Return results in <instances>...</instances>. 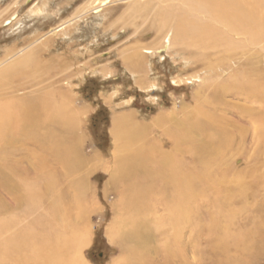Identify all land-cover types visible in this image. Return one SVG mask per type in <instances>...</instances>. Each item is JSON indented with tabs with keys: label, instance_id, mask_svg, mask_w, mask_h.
<instances>
[{
	"label": "bare ground",
	"instance_id": "1",
	"mask_svg": "<svg viewBox=\"0 0 264 264\" xmlns=\"http://www.w3.org/2000/svg\"><path fill=\"white\" fill-rule=\"evenodd\" d=\"M155 4H158L159 27L170 28L172 33L171 46L162 51L168 52L177 44L198 46L202 50L219 44L227 58L237 50L250 54L252 51L247 50L250 47H264L261 46L264 42V0H157ZM144 7L134 4L130 10L137 13ZM89 11L85 9V13ZM39 14L40 10H35L32 16ZM32 46L0 61V264H83L79 250L87 238L82 233L85 227L79 224L88 212L87 197L91 192L86 176L103 161L98 156H83L77 148L78 139L71 136L81 112H72L65 100L50 99V92L35 96L29 91L23 93L39 74V49ZM141 58L138 55L137 61L132 60L128 66L135 71L140 69L142 62L138 60ZM225 58L221 61L226 62ZM31 67L33 70L27 71ZM254 85L253 81L246 82L244 88L223 85V96H203L200 91L193 105L198 137L191 138L193 144L182 150L181 144L191 142L188 135L185 138L189 132L184 134L181 130L171 136V150L162 151L160 146L144 142L148 139V128L139 123L131 126L127 121V118L134 120L131 115L113 120L111 133L115 151L119 148L120 152H132L125 155L114 151V169L106 185L112 188L123 182L121 203L115 209L108 231L110 240L118 243L124 254L121 256L123 264H149L159 257L163 258L160 264H194L196 213L193 207L198 197L222 187V195H219L222 198L218 202L225 207L229 200L234 201V196L246 192L247 182L243 190L237 187L236 192L226 186L230 172L239 176L243 173L235 169L233 162L248 141L246 128L228 122L226 110L220 107L231 106L224 96L242 98V101L257 105L264 103V94L257 95ZM240 116L239 121L257 122L256 113L247 105L243 106ZM261 123L264 126V122ZM258 131L259 127L255 133ZM259 134L264 138V127ZM140 140L142 147L133 150ZM182 151L187 159H180L178 154ZM24 155H28L26 159L34 166L33 176L28 175L25 165L20 163ZM247 162L245 179L253 175V180L262 182L264 175L258 162ZM159 212L162 213L160 222L165 227L164 231L157 232L150 224L158 221L153 213ZM31 218L32 223L25 226ZM213 226L211 229L220 234L215 232L210 241L211 253L216 259L224 258L223 261L215 259L214 263L225 264L229 258V244L234 238L228 239L223 227L215 223ZM263 236L260 228L247 232L240 237V245L251 237L253 240L259 237L263 243ZM236 245L230 247L239 252L241 246ZM216 248L219 249L216 251Z\"/></svg>",
	"mask_w": 264,
	"mask_h": 264
},
{
	"label": "rangeland",
	"instance_id": "2",
	"mask_svg": "<svg viewBox=\"0 0 264 264\" xmlns=\"http://www.w3.org/2000/svg\"><path fill=\"white\" fill-rule=\"evenodd\" d=\"M156 1L0 0V61L11 58L28 46L37 47L39 74L23 93L33 92L35 96L50 92V99L65 100L72 112H81L78 126L71 131V136L78 139L77 148L83 156H98L103 161L86 176L91 192L87 197L90 203L88 212L79 224L85 227L82 233L87 238L79 250L83 264H123L124 254L119 244L113 243L108 235L121 203L123 184L117 183L112 188L106 186L114 169L115 147L111 130L115 118L123 120L131 115L134 120L127 118L131 126L139 123L148 128V139L142 138L144 142L156 144L162 151L171 150V136L181 130L184 134L189 132L185 138L188 135L191 142L181 144L182 150L193 144L191 138L198 137L195 130L198 121L194 117L193 105L200 91L203 96H223V85L244 88L246 82L253 81L257 95L264 94V47H250L247 49L252 51L250 54L237 50L235 55L227 58L219 44L210 45L204 50L198 46L177 44L168 52L162 51L171 46L172 33L169 32L170 28L163 30L159 27ZM92 4L94 8L99 7L98 10ZM134 4L146 7L136 13L130 10ZM85 9L90 11L85 13ZM35 10H40V14L32 16ZM261 46H264V42ZM137 54L142 57L141 61L138 60L142 63L140 69L135 71L128 63L137 61ZM223 58L226 62L221 61ZM30 70H33L32 67L27 68V71ZM214 92L216 94H212ZM224 98L231 103L230 108L220 107L226 110L227 121L245 127L248 140L245 138L247 142L233 162L235 169L243 173L239 176L236 172H230V181L226 186L234 192L237 187L243 190L244 182H247V187L243 195L234 196L236 200H229L225 207L218 202L222 198L219 197L222 187L214 189L212 193L206 191L204 197H198L193 207L196 213L194 264H215L216 258L209 245L214 233H220L211 229L214 223L226 230L228 239L233 236L230 246H241L239 252L228 247L229 258L225 264H264V242L259 241L261 238L255 237L253 240L251 237L245 242L243 240V247L240 245V237L247 232L259 228L264 231V180L257 182L251 178L253 175H248L246 179L244 176L245 169H248L246 161L258 162L264 175V138H260L259 134L261 127H264L261 123L264 122V103L257 105L256 102H245V98V101L242 98ZM244 105L253 109L257 122L239 121ZM94 118L102 122L101 127L107 136L102 149L97 146L92 133ZM257 127L258 134L255 133ZM139 147H142L141 140L134 144L133 150ZM116 153L126 155L132 152H120L118 148ZM184 153L178 154L180 159L186 158ZM24 156L20 158V163L25 165V172L33 176L34 166L26 159L28 155ZM239 156L244 159H239ZM1 197L7 201L5 195L1 194ZM155 215L158 221L150 224V227L157 232L164 231L165 225L160 222L162 213H153V218ZM31 223L32 218L25 226ZM220 259L223 261L224 258L218 257L216 260ZM156 262L162 263L163 258L159 257L149 264Z\"/></svg>",
	"mask_w": 264,
	"mask_h": 264
},
{
	"label": "trees",
	"instance_id": "3",
	"mask_svg": "<svg viewBox=\"0 0 264 264\" xmlns=\"http://www.w3.org/2000/svg\"><path fill=\"white\" fill-rule=\"evenodd\" d=\"M92 124V133L94 135V140L97 142V146L102 149L104 145V141L107 140L106 133L101 127V121H99L97 118H94Z\"/></svg>",
	"mask_w": 264,
	"mask_h": 264
}]
</instances>
